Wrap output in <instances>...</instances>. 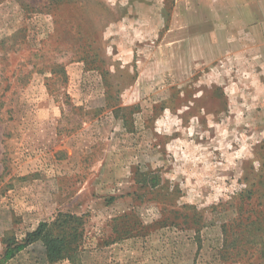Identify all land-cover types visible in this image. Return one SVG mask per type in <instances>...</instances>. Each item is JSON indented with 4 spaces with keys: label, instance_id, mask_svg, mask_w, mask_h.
Here are the masks:
<instances>
[{
    "label": "rangeland",
    "instance_id": "374dc122",
    "mask_svg": "<svg viewBox=\"0 0 264 264\" xmlns=\"http://www.w3.org/2000/svg\"><path fill=\"white\" fill-rule=\"evenodd\" d=\"M207 11L0 0V257L59 213L81 232L6 264H247L223 227L262 208L264 71Z\"/></svg>",
    "mask_w": 264,
    "mask_h": 264
},
{
    "label": "trees",
    "instance_id": "16d2710c",
    "mask_svg": "<svg viewBox=\"0 0 264 264\" xmlns=\"http://www.w3.org/2000/svg\"><path fill=\"white\" fill-rule=\"evenodd\" d=\"M1 106L0 104V110ZM6 111L11 119L12 110L6 109ZM239 195L242 200H245L246 197L252 198V192L248 190ZM261 201L259 205L262 208L257 210L256 216L241 215L223 227L224 233L227 234L226 247L235 248V257H238L235 259L246 260L247 264H264V199ZM77 221L78 218L75 215L59 213L50 221L40 222L38 227L28 232L21 242L17 240L7 242L4 255L0 257V264H6L18 252L36 243L42 245L48 261L52 263L64 259H74L78 253L81 236L76 225ZM255 255L257 258L253 257Z\"/></svg>",
    "mask_w": 264,
    "mask_h": 264
},
{
    "label": "crops",
    "instance_id": "0c3cea01",
    "mask_svg": "<svg viewBox=\"0 0 264 264\" xmlns=\"http://www.w3.org/2000/svg\"><path fill=\"white\" fill-rule=\"evenodd\" d=\"M192 6L207 7L215 24H229L219 36L226 39L220 52L230 53L238 46L248 62H256L264 71V0H192Z\"/></svg>",
    "mask_w": 264,
    "mask_h": 264
}]
</instances>
